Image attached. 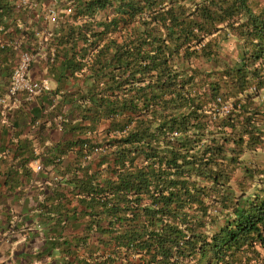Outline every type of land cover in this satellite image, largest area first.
<instances>
[{
	"label": "trees",
	"instance_id": "trees-1",
	"mask_svg": "<svg viewBox=\"0 0 264 264\" xmlns=\"http://www.w3.org/2000/svg\"><path fill=\"white\" fill-rule=\"evenodd\" d=\"M19 51L55 85L11 127L61 130L0 157L38 259L264 264V0H0V97Z\"/></svg>",
	"mask_w": 264,
	"mask_h": 264
},
{
	"label": "crops",
	"instance_id": "crops-1",
	"mask_svg": "<svg viewBox=\"0 0 264 264\" xmlns=\"http://www.w3.org/2000/svg\"><path fill=\"white\" fill-rule=\"evenodd\" d=\"M43 72L33 76V78H39ZM46 79L50 87L55 85L53 79ZM12 100L9 105L0 106V124L6 127V129L2 127L4 131L0 133V146L5 149L0 150L2 159H11L12 147H15L20 140L27 139L30 141L36 151L40 150L42 141L48 145L59 140L61 137L59 128L46 129L38 133L37 121L31 123L29 117L17 127H11L10 121L14 120V112L23 106L20 96ZM3 145H5L4 148ZM36 161L40 162L39 159ZM33 162L29 166L36 173L39 170H35ZM6 171L7 164L4 162L0 164V264H46L48 258L40 260L36 257L40 242L36 239L33 240V238L29 239L30 233L19 229L21 226L18 225V222L28 214L29 209L35 204L34 188L39 182L35 180L34 176L21 175L18 182L14 184V188L18 192L8 193L4 184L6 178L4 172Z\"/></svg>",
	"mask_w": 264,
	"mask_h": 264
},
{
	"label": "built area",
	"instance_id": "built-area-1",
	"mask_svg": "<svg viewBox=\"0 0 264 264\" xmlns=\"http://www.w3.org/2000/svg\"><path fill=\"white\" fill-rule=\"evenodd\" d=\"M53 19V18H52ZM31 55L26 51L18 52V60L14 65L10 79L9 87L5 95L0 97V104L3 106L9 105L11 99L18 98L24 94L27 99L32 98L41 90L49 89L50 86L47 79H33L28 75ZM229 104H224L222 109L226 112L230 109ZM35 170L41 169V163L34 161Z\"/></svg>",
	"mask_w": 264,
	"mask_h": 264
},
{
	"label": "rangeland",
	"instance_id": "rangeland-1",
	"mask_svg": "<svg viewBox=\"0 0 264 264\" xmlns=\"http://www.w3.org/2000/svg\"><path fill=\"white\" fill-rule=\"evenodd\" d=\"M230 44H231V43H228V44L226 45V47H227V48H230Z\"/></svg>",
	"mask_w": 264,
	"mask_h": 264
}]
</instances>
